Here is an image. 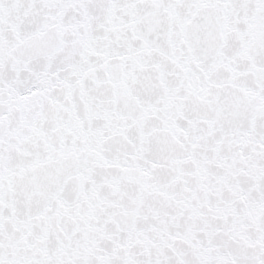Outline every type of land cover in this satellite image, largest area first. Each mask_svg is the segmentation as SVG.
<instances>
[{
  "label": "snow or ice",
  "instance_id": "snow-or-ice-1",
  "mask_svg": "<svg viewBox=\"0 0 264 264\" xmlns=\"http://www.w3.org/2000/svg\"><path fill=\"white\" fill-rule=\"evenodd\" d=\"M0 264H264V0H0Z\"/></svg>",
  "mask_w": 264,
  "mask_h": 264
}]
</instances>
